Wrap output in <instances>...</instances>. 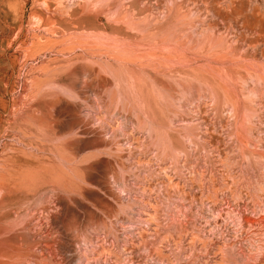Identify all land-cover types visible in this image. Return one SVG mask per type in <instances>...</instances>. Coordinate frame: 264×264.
Masks as SVG:
<instances>
[{"label": "rangeland", "instance_id": "374dc122", "mask_svg": "<svg viewBox=\"0 0 264 264\" xmlns=\"http://www.w3.org/2000/svg\"><path fill=\"white\" fill-rule=\"evenodd\" d=\"M0 241L264 264V0H0Z\"/></svg>", "mask_w": 264, "mask_h": 264}, {"label": "bare ground", "instance_id": "6f19581e", "mask_svg": "<svg viewBox=\"0 0 264 264\" xmlns=\"http://www.w3.org/2000/svg\"><path fill=\"white\" fill-rule=\"evenodd\" d=\"M32 214V213H31ZM46 220V218L44 219ZM39 225V224H38ZM44 226V225H43ZM45 233V232H44ZM49 245V244H48ZM4 247V253L5 254H1L0 253V264H11L12 262L10 260H14L15 256H13V253H10L8 248H10L11 246L7 244L6 241H0V252L3 251V248ZM44 249H46L48 251V254L50 256V258H53L55 259L57 256H56V252L53 250L52 247H45ZM2 250V251H1ZM18 250H20L18 248ZM47 253V252H46ZM43 254V253H42ZM33 260V259H32ZM27 263V262H26ZM29 263V262H28ZM44 264V263H43Z\"/></svg>", "mask_w": 264, "mask_h": 264}]
</instances>
